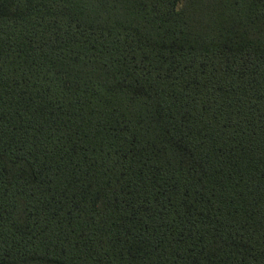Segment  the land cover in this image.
I'll return each mask as SVG.
<instances>
[{
    "label": "trees",
    "instance_id": "obj_1",
    "mask_svg": "<svg viewBox=\"0 0 264 264\" xmlns=\"http://www.w3.org/2000/svg\"><path fill=\"white\" fill-rule=\"evenodd\" d=\"M0 264H264V0H0Z\"/></svg>",
    "mask_w": 264,
    "mask_h": 264
}]
</instances>
